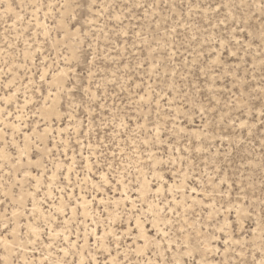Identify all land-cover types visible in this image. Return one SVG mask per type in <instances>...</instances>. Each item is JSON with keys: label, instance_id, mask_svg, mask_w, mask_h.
Here are the masks:
<instances>
[{"label": "rangeland", "instance_id": "1", "mask_svg": "<svg viewBox=\"0 0 264 264\" xmlns=\"http://www.w3.org/2000/svg\"><path fill=\"white\" fill-rule=\"evenodd\" d=\"M0 109V264L264 259V0H0Z\"/></svg>", "mask_w": 264, "mask_h": 264}, {"label": "bare ground", "instance_id": "2", "mask_svg": "<svg viewBox=\"0 0 264 264\" xmlns=\"http://www.w3.org/2000/svg\"><path fill=\"white\" fill-rule=\"evenodd\" d=\"M63 82H64L63 74H58V75H55L53 77V80H52L51 84H55V85L59 86V85H63ZM50 103L51 104L49 106H44L41 109V115L45 116L49 121L51 120V117H59L60 116V113H59L58 108H57V104H58L57 95H55L53 97V99H51ZM0 112H1V109H0ZM16 118H21V116L18 115ZM4 124L9 126V127H13V128L15 127L14 123H12V122L9 123V122H5L4 121ZM49 131H50V126H48L47 128H44L43 133H39V136H40L41 140L44 143V148H46V138H47L46 136L49 133ZM25 138L27 140L29 138L27 133L25 134ZM80 197H81V205L82 206L90 204V202L88 201V199L84 195H82ZM142 232H143V234H145L144 230H142ZM15 234H16V228H14L13 231H12V235H13L14 240H16ZM13 243H14V241H10V242L7 243L9 249L12 248V244ZM5 264H13V262L10 259V257L9 258H7V257L5 258Z\"/></svg>", "mask_w": 264, "mask_h": 264}, {"label": "snow or ice", "instance_id": "3", "mask_svg": "<svg viewBox=\"0 0 264 264\" xmlns=\"http://www.w3.org/2000/svg\"><path fill=\"white\" fill-rule=\"evenodd\" d=\"M219 9H217V11H218ZM85 59H87V57H85ZM262 114H264V113H262ZM162 179V178H161ZM159 191V190H158ZM193 191H195V189H193ZM2 203H4L3 201H0V204H2ZM161 211H163V209H161ZM173 211H175V210H173ZM139 226V225H138ZM4 227H5V229H7L9 226L7 225V224H5L4 225ZM157 232L159 233V229H157ZM163 235H167V233L165 232V233H163ZM38 238V237H37ZM170 250V249H169ZM189 255H191V253H189ZM185 264H187V262H185ZM193 264H203V262H193ZM259 264H264V259H261L260 261H259Z\"/></svg>", "mask_w": 264, "mask_h": 264}]
</instances>
